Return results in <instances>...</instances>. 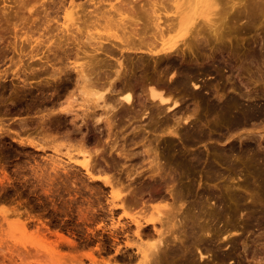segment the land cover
<instances>
[{"label": "rangeland", "instance_id": "rangeland-1", "mask_svg": "<svg viewBox=\"0 0 264 264\" xmlns=\"http://www.w3.org/2000/svg\"><path fill=\"white\" fill-rule=\"evenodd\" d=\"M35 1L27 0L26 3L29 6L25 4L29 8L26 9V6L23 7L21 4L15 6L16 3H20L19 0L18 2L16 0H0V15H2L0 16V23H2L0 26V32H2V34L0 33V40H2V43L0 42V77L2 79H0V110L4 108L0 111V116L2 114L0 117V180H3L0 181V236H2L0 237V246L2 245L0 248V264H48L49 262H51L49 264H54L49 257L50 252L47 249L49 246L47 241L45 244L39 245V240L34 238L39 228L43 231H46L47 227L53 232L57 230L59 232L63 231L64 234L75 239L80 250L84 246V250L98 247V238L96 236L98 237L99 217L104 213L100 209L99 200L105 206L107 201L111 199L110 189L107 194L100 197L98 193L100 184L98 183V175L101 177H113V175H116L117 177L118 174L124 173L126 169L134 168L133 165L137 164V160L132 153L144 151V149L147 150L148 146L151 148H149L150 151L155 149L154 151L156 152L157 150L160 162L164 163L160 164L162 166L167 164L166 167H168L169 158L184 150L183 139L185 136L198 132L204 134L205 142L196 141L189 145L188 148L193 151L203 152L205 157L214 164L215 170L211 173L212 177L209 178L205 163L199 164L197 167L187 171L182 179L185 184L192 186L191 194L188 197V205L191 208V212L204 216L201 219V224L211 228L210 240L202 244H210L211 250L204 259L196 253L194 264H264V3L260 7L256 8V6L251 10L252 19L249 16L246 17V14H242L246 10L244 6H241L242 9H237L243 17L236 10L235 15H233L237 16V18L233 17L231 13L229 15L231 17L228 16L227 19L228 24L224 26V38H221L222 43L212 41L211 45L207 47L197 45L194 47L193 52L182 47L178 52V56L181 59H185V62L196 70V76L198 75L196 82L199 85L198 89L202 96L196 98L192 95V92L179 95L181 112L191 113L188 114L191 115V118L187 122L184 120L181 122L177 135L168 132L169 127L167 130L166 128L168 125L174 126L175 124V126H178L175 122L179 120L176 118L182 116L181 112L174 115L177 117L170 113L168 114L171 116H167V113L164 112V115H153V118L151 116L152 113H150L151 109L148 108L146 116L141 113L145 121L141 116H138L139 120H141L140 117L142 118L140 123L137 118L135 120L131 119L133 118L132 113L123 119L121 118L125 122L122 125H126H124L126 130L116 126L120 117L115 118L117 119V124L114 126L116 128L111 130L114 135L112 134L113 136L109 138V130L104 122L98 123V118L104 116V114H100L103 113V108L90 107L89 111H87L88 116L85 118L82 112L83 108L80 107V104L87 102L86 100L90 101V99L97 97V93L103 92L102 84H98V67H96V65L98 66V56L92 59V64L95 62L93 67L96 70L94 68H92L94 71L90 70L92 71L90 72L92 73V79L86 84H83V81L81 84L80 82H75L76 75L72 76V79H74L71 80V84L69 82L68 86L63 82L59 83L50 74L52 72H49V70L53 71L51 66H45L44 69L46 67L49 69L45 72L40 70L41 68L39 67L40 69L38 70L40 71L37 72H40V76L38 75V78L37 76L27 78V86H24L23 82L13 75L16 71V67L11 62L13 58L15 60V58L19 57V50L24 45L25 48L27 47L26 49L24 48L27 52L31 49L29 42L24 41L27 27L28 30L32 27L31 31L34 28L38 29V26H34L38 21L37 25L43 31L45 28L42 25L44 27L46 25L45 17L48 16V19L49 15L50 17L54 16L53 13L57 9L55 3L52 1L49 3L48 1L49 5L47 4L48 6L44 7L46 8L45 13L42 11L44 9H42L40 14L34 13L31 16L29 9L33 5L35 7H38L36 6L37 4L40 6V0L38 3L37 0L36 4H34ZM68 3L66 7L70 4ZM22 4L24 3L22 2ZM15 7H18L19 10ZM15 10H18V13L16 12L17 15L14 13ZM6 11L7 13H3ZM63 11L64 9L59 12L60 24L65 21L63 18L65 11ZM25 12H29V15ZM23 13L27 15L19 16V14ZM48 13L52 15H46ZM238 15H240L241 19H239ZM3 16L7 18V22H5L6 20ZM15 16L17 18L19 16L21 19L16 18V20ZM28 16H31V18H28ZM10 17H14L12 18L13 20ZM8 18L12 21L11 23ZM235 19L237 20L236 22ZM29 21H32V23H29ZM18 23H20V26ZM22 23H25V25ZM7 25H10L8 26L9 28ZM4 27L7 28L4 29ZM20 28L21 30L18 32ZM5 30H10V32L5 34ZM94 30L89 28L86 32H102ZM5 35L8 36L6 37ZM1 37L5 40L1 39ZM25 43L29 45L27 46ZM15 50L18 51L15 52ZM139 55L137 54L136 56ZM86 60H90V58H83L79 62H85ZM202 67L206 69L203 70ZM6 69L10 71L8 70L9 72L6 73ZM11 70L15 71L12 72ZM29 82L32 83L30 84ZM28 88L32 89L30 93H28L30 91ZM190 88L195 89L192 82H190ZM13 91H15V94H12ZM26 91L27 95H25ZM16 93H18L17 96ZM231 97L235 98L241 106L244 105L243 107L239 106L241 108L240 110L238 109L239 111L248 106H257L260 108V112L256 115L244 117L242 121L244 120L246 123H242L243 125L238 124V126H236L234 117V113L238 111L236 109L226 119H221L219 112L212 107L213 101L215 99L227 100V98ZM4 98L5 102L3 101ZM69 102L72 103L71 105H75L73 109L76 111L66 114L65 111L61 110H63L62 106L66 107V104H70ZM100 102L102 103V101ZM77 104L79 105L76 106ZM149 105L151 106V104ZM136 108L139 109L140 106L138 107L137 105ZM77 113L81 117L73 122ZM155 117H158L161 121L158 118L156 120ZM169 117L172 121L169 122L170 120H168L167 123L169 124H167L164 121L169 119ZM125 120H128V122ZM131 120H134V122ZM173 121L174 123H172ZM137 122L139 127L136 125ZM135 127H138V129H135ZM139 131L142 135H139ZM185 132L189 133L186 134ZM116 136L121 146L124 145L125 150H128V152H124L130 153L129 155L132 159L129 157L126 160L125 156L120 158L117 152L109 150L111 149L110 142H113ZM135 137L138 138L137 141H134ZM83 148L92 154L91 171L96 177L92 178L80 165L83 161V155L80 153ZM98 149L105 150L103 152L104 160L102 157H98ZM129 149L132 151H129ZM220 155L222 158H219ZM113 156L121 161L118 162L120 164L115 163L114 159L112 160ZM105 159L106 161L108 160V163ZM135 167H139V164L135 165ZM143 179L148 178L144 176ZM199 188L200 193L198 195L197 191ZM207 194H209L211 201H206L205 196ZM210 204H212L214 212H216L215 216H212L210 210H208ZM196 207L200 212H196ZM206 210L208 211L205 212ZM110 222L107 221L108 225H110ZM33 233L34 236H32ZM46 233L47 238L50 240L47 239L48 242L57 239L49 231H46ZM15 234L18 236L16 237ZM30 234H32L33 238ZM8 237L12 238L9 239ZM22 242H27V245L22 244L23 248L22 245L18 244ZM28 242H36L39 246L28 245L31 244ZM4 244L6 248L2 249ZM16 244L20 248L16 247ZM24 245L28 247H24ZM59 248L65 253L72 251V247L65 243L61 244ZM219 252L225 254V258L222 261H219L216 256ZM83 259L85 264H91L88 259ZM69 260L68 262L71 264ZM54 262L56 263V261ZM76 263L74 262V264Z\"/></svg>", "mask_w": 264, "mask_h": 264}, {"label": "bare ground", "instance_id": "bare-ground-1", "mask_svg": "<svg viewBox=\"0 0 264 264\" xmlns=\"http://www.w3.org/2000/svg\"><path fill=\"white\" fill-rule=\"evenodd\" d=\"M36 1L34 4H36ZM48 1L49 3L52 1L57 7L55 13H53L54 16L50 17L49 14L51 13L46 14L49 15L50 19H47L48 16L45 17L46 25L45 27L42 25V27L45 28L43 31L39 29V25H37L38 21L36 22V25L33 23L34 26H38V29L34 28V30L31 31V29H33L32 27L29 28L30 30H28V27L27 29L25 28L26 26L24 27L26 29L24 41L29 42L31 49L27 52L24 50L25 45L23 46L21 44L23 47L19 50V57L17 59L15 58V60L13 58L11 61L16 67V71H11H15L13 75L21 80L24 86H27V78H31L32 76H37L38 78L40 72L37 71L44 70L45 72L49 70V66L53 69V71L49 70V72H52L50 74L54 77V80H57L59 83L63 82L68 86L69 82L71 84V80L74 79H72V76L76 75L75 82H80L81 84L83 81L82 83L86 84L92 79V73L90 72L95 69V67H93L95 62L92 64V59L98 56V66L95 65L98 67V84H102L104 88L103 92L97 93V97L93 95L95 98L90 97L92 98L90 101H83L84 103H82V105L80 104V107L83 108L82 112L84 113L85 118L88 116L87 111H89L90 107L103 108V113L100 114H104V116H99L98 123L104 122L110 132L109 133L107 130L109 138L114 135V132L111 133V130L116 128L114 126L117 124V119H115L117 117H120V120H118L119 123L116 126H120V129L126 130L124 127L125 124L122 125L124 120L122 121L121 118L123 119L126 116H129L131 113L133 117L131 119L135 120L137 118V121L139 120L138 116H141V113L145 115L148 108L151 109L150 113H152L151 116L153 118L155 115H161L164 112L167 113H165L167 116L169 115L168 113L174 116L182 110L179 95L181 96L184 93L192 92L194 97L200 98L202 93L199 91V85L196 82L198 77V75L196 76L197 72L185 62V59H181L178 56V52L182 47L192 50L193 52L194 47L197 45L207 47L211 45L212 41L221 42V38H224V26L228 24L227 19L231 13L232 15H235V10L242 9L241 6H244L246 7V10L243 8L245 13L242 12V14H246V17L249 16V18H251V10L256 6V8L260 7L264 3V0H40V6L37 4L36 6L38 7H35V5L32 4L33 6L29 9L31 12L30 15L32 16L34 13L40 14L42 9H44L42 11L45 13L46 8L44 7H46ZM16 2H18V0H16ZM19 2L20 3H16L15 6L21 4L24 7L27 4V0H19ZM22 2L24 4H22ZM38 2L39 0L37 3ZM67 3L69 5L66 7ZM27 5L29 6V4ZM12 7L14 8V6ZM18 7L15 8L18 9ZM25 8L27 9L29 7L26 6ZM62 9L65 11H63V18L65 21L63 24H60L59 12ZM18 10H15V15H17L16 12L18 13ZM47 12H49V10H47ZM3 13H7V11ZM25 13H28L29 15V12ZM20 15L23 17L27 14L23 13L19 14V16ZM234 15L233 17H235ZM19 16L18 18H20ZM31 16H28V18H31ZM238 16L240 17V15ZM12 18L14 17H10L11 20H13ZM16 18L17 16H15V19ZM235 18H237V16ZM4 19L6 20L7 18L4 17ZM239 19H241V17ZM11 20H9L10 23L12 22ZM236 21L237 20L235 19V22ZM5 22H7V20ZM29 23H32V21H29ZM1 24L2 23H0V26ZM18 24L20 26V23ZM10 25H7V27ZM23 25H25V23ZM6 28L4 27V29ZM89 28L102 32L98 33L97 31V33H87L86 30ZM7 32H10V30L6 31L5 34H8ZM104 32H106V34H104ZM0 33L2 34V32ZM1 39H3V37H1ZM1 41L2 40H0V42ZM17 51L15 50V52ZM137 54L140 55L136 56ZM83 58H90V60L79 62ZM45 66L48 67L44 69ZM92 68L94 69L92 70ZM202 69L205 70L206 68L202 67ZM8 70L6 69L5 72L7 73L10 71ZM23 74L26 75L25 78ZM29 74L31 75L30 77ZM190 82L193 83L195 89L190 88ZM29 83L31 84L32 82ZM31 90L28 93H30ZM15 91H13L12 94H15ZM17 94L18 93H16V96ZM25 95H27V91L25 92ZM3 101L5 102V98ZM100 101H102V103ZM71 104L72 103L68 105L66 104V107L62 106L63 110L61 111H65L66 114L75 112L76 110L73 109L75 108V105ZM149 104H151V106ZM78 105L79 104L76 106ZM137 105L138 107L140 106L139 109L136 108ZM239 106L241 105L233 97L229 99L227 98V100L215 99L212 104L213 109L219 112L221 119H226L230 113H234L233 111L235 109L240 110L241 108H239ZM243 106L244 105L241 107ZM238 111L237 113H234L236 126H238V124L241 125L242 123L245 124L246 122L244 120L243 122L242 119L248 115L258 114L260 108L257 106H248L247 108ZM181 113L182 116L176 118L179 120H176L175 122L178 126H175L174 124V126L168 125L167 128L165 127L166 130L169 127L168 132L171 134L177 135L179 133L178 129L181 122L183 120L187 122L191 118V115H188L191 113L187 114L184 111ZM79 115V113L75 115L73 122L75 119L81 117V115ZM141 117L140 119L142 120L143 117ZM153 118L151 119L153 120ZM157 118L158 117H155L156 120ZM134 120L131 121L134 122ZM141 120H139V123ZM158 120L160 119L158 118ZM168 120H170V117L164 122L167 123ZM125 121L128 122V120ZM171 121L172 120L169 122ZM172 123H174V121ZM126 124L128 125V123ZM153 124L154 122L152 123V126ZM136 125L138 126V122ZM138 127H135V129H138ZM138 133H140V131ZM185 133L187 134L189 132ZM139 135L142 134L140 133ZM139 135L138 137H140ZM137 139L138 138L135 137L134 141H137ZM196 141H204V134L202 132L186 135L183 139L184 150L169 158L168 167H166L167 164L166 166L161 165L164 163L160 162L161 160L159 159L157 150L156 152L154 151L155 149H152L154 152L150 151L151 148L148 146L147 150H141L142 152H131L133 156H135L139 167L136 168L135 165L137 164L135 163V165H133V163L132 165L134 168L131 169L129 167L130 169H126L124 173H120V175L118 174L119 176L117 175V177L116 175H113V177H101L98 175V183H100L98 186V193L100 197L107 194L109 189L111 194V199L109 198L110 200L107 201L105 206L102 204V201L99 200L101 204L100 209L103 210L104 213L99 217L98 237L96 236V238H98V247H88V250L87 248L84 250L85 246L84 248H82V246V249L80 250L75 239L64 234L63 231H50V228L48 227L46 228V231L54 234L57 238L56 240L53 239L54 241L51 240V242H48L49 239L47 238L46 231L44 230V232L42 229L41 231L40 228L34 238L39 240V245H42V243L45 244L47 241V244L49 245L47 249L51 255H49V257L54 264H61L63 261L64 264H69V259L71 264H74V262H77L76 264H83V258L91 261V264H194L196 253L204 259L211 250V246L210 244H202L210 240L209 234H211V228L201 224V219L204 216H201L199 213L191 212V208L188 205V197L191 194L192 186L190 184H185L182 179L187 171L203 163H205V166L207 167L208 177L211 178V173L215 170V166L205 157L203 152L193 151L188 148L189 145H192ZM110 143L111 149L109 150L117 152L120 158L123 156H125V159L130 157V153L128 154L124 152H128V150H125L124 145L121 146L117 136L114 138L113 142ZM130 150L131 149H129V151ZM104 151L105 150L98 149L99 158L102 157L103 159ZM80 153L83 155V161L80 165L92 176V178L94 176L96 177L91 171L92 165H90V163L92 154L87 149L84 150V148ZM219 158H222V156L220 155ZM112 160L115 163L120 164L118 163L120 161L118 158L113 156ZM121 171L123 172V170ZM144 176H147L148 179H143ZM200 188L197 191L198 195L200 193ZM205 197L206 201H211L209 194ZM196 210V212H200L197 207ZM208 210H210L212 216H215L216 212H214L212 204L208 206ZM107 221H111L110 225H108ZM31 235L32 234H30V236ZM15 236L17 237L18 235L15 234ZM32 236H34V233ZM15 243L13 244L15 245ZM23 243L24 242L18 244L22 245ZM28 243H31L28 245L39 246L36 242ZM64 243L72 247L71 252H62V249L59 247ZM13 244L11 245L14 246ZM17 246L18 245L16 244V247ZM24 247L28 246L24 245ZM4 248H6L5 244L2 249ZM195 249L196 251H194ZM74 250L78 253H75ZM216 256L219 261H222L225 258V254L220 252L217 253ZM66 258L68 259L66 260ZM54 261H56V263ZM65 261H67V263H65Z\"/></svg>", "mask_w": 264, "mask_h": 264}]
</instances>
